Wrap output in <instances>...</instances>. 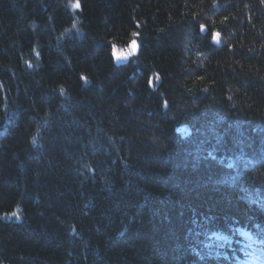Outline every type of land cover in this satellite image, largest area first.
I'll list each match as a JSON object with an SVG mask.
<instances>
[{
    "label": "trees",
    "instance_id": "1",
    "mask_svg": "<svg viewBox=\"0 0 264 264\" xmlns=\"http://www.w3.org/2000/svg\"><path fill=\"white\" fill-rule=\"evenodd\" d=\"M253 252L264 0H0V264Z\"/></svg>",
    "mask_w": 264,
    "mask_h": 264
},
{
    "label": "rangeland",
    "instance_id": "2",
    "mask_svg": "<svg viewBox=\"0 0 264 264\" xmlns=\"http://www.w3.org/2000/svg\"><path fill=\"white\" fill-rule=\"evenodd\" d=\"M133 41H136L138 43V46H139L138 40L133 39L129 43V45L126 47H114L113 48V56H114V60H115L116 64H127L131 60V58H133L138 53L139 47H138L137 51H134V52L131 51V45H132ZM129 52H131L130 55L122 56V57L118 58V53H129ZM251 260L253 261L254 264H256V261H254L253 258H251Z\"/></svg>",
    "mask_w": 264,
    "mask_h": 264
},
{
    "label": "snow or ice",
    "instance_id": "3",
    "mask_svg": "<svg viewBox=\"0 0 264 264\" xmlns=\"http://www.w3.org/2000/svg\"><path fill=\"white\" fill-rule=\"evenodd\" d=\"M76 7L79 8L80 5L77 4ZM219 36H220L219 33H215V34H214V38H215V39H219ZM138 47H139V46H138V43H137L136 41H133V42H132V45H131V51H132V52L137 51V50H138ZM130 54H131V52H129V53H118V58H120V57H122V56L130 55ZM85 79H86V78H85Z\"/></svg>",
    "mask_w": 264,
    "mask_h": 264
},
{
    "label": "water",
    "instance_id": "4",
    "mask_svg": "<svg viewBox=\"0 0 264 264\" xmlns=\"http://www.w3.org/2000/svg\"><path fill=\"white\" fill-rule=\"evenodd\" d=\"M215 42H216V43H219V39H215Z\"/></svg>",
    "mask_w": 264,
    "mask_h": 264
},
{
    "label": "bare ground",
    "instance_id": "5",
    "mask_svg": "<svg viewBox=\"0 0 264 264\" xmlns=\"http://www.w3.org/2000/svg\"><path fill=\"white\" fill-rule=\"evenodd\" d=\"M213 248V247H212ZM211 249V248H210ZM212 250V249H211ZM210 260V259H209Z\"/></svg>",
    "mask_w": 264,
    "mask_h": 264
}]
</instances>
